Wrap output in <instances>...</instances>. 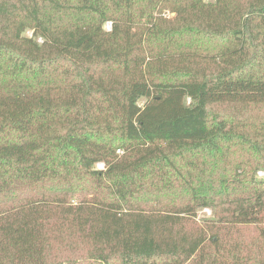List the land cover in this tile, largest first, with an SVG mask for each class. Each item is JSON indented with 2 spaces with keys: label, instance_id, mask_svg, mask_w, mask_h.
I'll return each mask as SVG.
<instances>
[{
  "label": "trees",
  "instance_id": "16d2710c",
  "mask_svg": "<svg viewBox=\"0 0 264 264\" xmlns=\"http://www.w3.org/2000/svg\"><path fill=\"white\" fill-rule=\"evenodd\" d=\"M261 169L264 0H0V264H264Z\"/></svg>",
  "mask_w": 264,
  "mask_h": 264
},
{
  "label": "rangeland",
  "instance_id": "374dc122",
  "mask_svg": "<svg viewBox=\"0 0 264 264\" xmlns=\"http://www.w3.org/2000/svg\"><path fill=\"white\" fill-rule=\"evenodd\" d=\"M105 26H106V28H109L110 27V23H107ZM28 33L31 34L32 32L30 31ZM100 164H104V163H100ZM97 166H98V164H97ZM103 167H104V165H101V168H103ZM261 171L264 172V169H261ZM262 176H264V175H262ZM213 213H214V211H213V209L211 207H204V208L199 210L198 215L196 217V220H197L198 223H201L205 219H207L209 217H212ZM261 227L264 228V222L258 225V231H259V229ZM247 231L249 232V234H252V232H255L256 230H255V227H249L247 229Z\"/></svg>",
  "mask_w": 264,
  "mask_h": 264
},
{
  "label": "built area",
  "instance_id": "2783aa9c",
  "mask_svg": "<svg viewBox=\"0 0 264 264\" xmlns=\"http://www.w3.org/2000/svg\"><path fill=\"white\" fill-rule=\"evenodd\" d=\"M100 163H103V162H100ZM100 163H98V167H99V168H101V165H104V167H105V164H100ZM104 167H103V168H104ZM263 173H264V172H263V171H261V170H260V171H258V175H259V176H262V175H264Z\"/></svg>",
  "mask_w": 264,
  "mask_h": 264
}]
</instances>
